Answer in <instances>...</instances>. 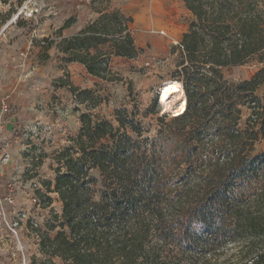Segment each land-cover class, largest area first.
<instances>
[{
  "label": "trees",
  "instance_id": "16d2710c",
  "mask_svg": "<svg viewBox=\"0 0 264 264\" xmlns=\"http://www.w3.org/2000/svg\"><path fill=\"white\" fill-rule=\"evenodd\" d=\"M90 1L98 17L64 37L76 22L67 19L55 37L41 40L44 57L55 45L63 62L82 63L113 82L119 78L112 56L142 53L130 27L134 19L115 0ZM182 1L195 18L179 61L186 112L170 122L159 116L155 137H144L137 106L116 107L115 125L94 112L107 100L101 89L58 79L88 112L81 113L78 134L53 154L54 181L42 180L45 192L36 191L44 207L56 193L62 212L51 209L40 235L43 258L31 264H264V151L254 148L264 136V100L256 95L264 70L245 81L224 74L258 55L264 62L263 0ZM249 100L248 127L233 130L239 105ZM190 136L195 145L185 143ZM30 150L24 153L35 166L48 156ZM177 160L189 166L172 190L164 174Z\"/></svg>",
  "mask_w": 264,
  "mask_h": 264
},
{
  "label": "rangeland",
  "instance_id": "374dc122",
  "mask_svg": "<svg viewBox=\"0 0 264 264\" xmlns=\"http://www.w3.org/2000/svg\"><path fill=\"white\" fill-rule=\"evenodd\" d=\"M85 1L80 0L81 3ZM153 1H114L115 5L128 15L133 16L134 22L130 27L135 37V42L142 49V53L135 59L112 56L111 68L115 77L119 79L113 82L96 79L98 80L97 83L96 81L94 84L93 82L88 83L93 86L91 88L94 90L99 87L101 94L107 99L94 112L105 116L117 125L113 116L116 107H127L131 110L137 106L139 112L136 118L142 122L146 129L144 137L150 138L155 137L157 134L159 127L157 118L159 116L166 114L168 117L166 122H170L177 117L173 114H168L170 111L161 114L163 106L159 95L161 88L172 80L182 83L178 73L181 69L179 61L183 54L179 47L171 41H167L165 39L166 36L158 32L161 28L166 27V25L161 23L163 21L161 19L169 12L170 16L178 15L180 22H189L190 24L195 19L181 0H160L157 6L159 11L157 14L155 13L156 4ZM57 4L58 0H0V23L13 21L15 25H20L29 35L33 34L32 43L43 48L44 45L41 40L55 37V27L63 22V16L60 14ZM261 6L264 9V0ZM143 7L148 9L151 7V9L148 10ZM149 23L153 24L152 27L149 26ZM154 25L157 26L154 27ZM175 40L178 41V38ZM259 58V55L255 56L247 65L239 69L235 67L226 69L224 74L231 82L236 81L234 77L238 74L242 79L250 75L252 77L256 69L262 68L264 70V62H261ZM65 75L67 79H70V74L65 73ZM78 77L81 79V73H78ZM67 90L58 91V95L53 94L52 98L48 99V102L44 103V105H41L42 101L38 103L40 108L41 106H47L49 109L53 107V117H56L57 120L54 119L53 123H42L37 125L34 131L28 130L25 131V134H22L24 137L22 143L25 147H23V144L18 147L24 148L20 151L23 157L22 171L16 175L13 174L14 176L10 178V181L16 186H14V190L18 192V202H16L18 214L10 216L12 222H19L17 227L18 235L12 233L4 221L0 220V264H10L12 261H16L14 264H23L18 238L23 247L27 264H31L34 258H43L39 252L41 232L47 230L46 221L51 216V209L58 213L62 212V203L57 194L51 195L54 199L52 205L44 207L43 201L36 194V191L39 189L45 192L42 180L54 181L55 172L53 168L56 166V162L53 159V154L57 149L67 144L71 136L78 134L81 127V113L88 112L86 106L78 104L74 95L70 90ZM256 95L260 102L264 100V83L259 86ZM258 104L256 100L254 105ZM251 105H253V101L250 100L239 105L242 113L237 124L233 126V130H245L248 127L247 120L253 112ZM155 111H158L157 115L154 114ZM257 129L258 126L255 127V130ZM20 133H23V130ZM195 141L190 136L185 143L190 142L195 145ZM28 143H31L30 146H27ZM28 148L36 156L42 151L47 152L48 156L43 159L42 164L35 166L33 159L31 160L24 153ZM254 148L255 152L264 151V136L259 137ZM162 160H164L162 163L165 165L169 162L165 159ZM179 161H175L171 168L166 166L167 168L165 169V171L169 172L164 175L169 182L168 187L172 190L179 188L182 184L181 178L184 176L182 170H187L189 166L184 161ZM25 164H27L26 167ZM31 174L35 176L31 179L27 178ZM26 178L30 181L26 182ZM19 194H22V197ZM34 197L39 201H34ZM22 214L25 215L22 216ZM19 218L23 219L20 220ZM50 234L54 235L55 232ZM2 245H5V247Z\"/></svg>",
  "mask_w": 264,
  "mask_h": 264
},
{
  "label": "crops",
  "instance_id": "0c3cea01",
  "mask_svg": "<svg viewBox=\"0 0 264 264\" xmlns=\"http://www.w3.org/2000/svg\"><path fill=\"white\" fill-rule=\"evenodd\" d=\"M159 2L160 0L153 1L156 4V14L159 12L157 9ZM57 5L63 16V22L55 27L54 32L61 28L67 19L76 17V22L63 30L64 37L78 33L90 21L98 17V13L92 9L90 0H86L84 3H81L80 0H58ZM169 14L170 12L161 19L163 20L161 23L166 27L161 28L158 32L165 31L167 41L172 42V39L176 38L178 41H182L184 34L188 32L189 22H180L178 15L170 16ZM158 16L157 18H159ZM152 25L149 23L150 27ZM32 38L33 34L29 35L24 28L15 25L13 21L0 23V98L4 99V102L9 106V111L4 112L3 102L0 101V188L3 192L6 191L5 185L11 182L10 178L22 171L23 157L20 151L24 148H18L23 144L22 134L28 130L34 131L36 126L42 123H53L56 119L53 117V107L49 109L47 106H41L40 108L38 103L42 101L41 105H44L48 99L52 98L53 94L58 95V91L70 90L69 86L60 85L58 79H67L64 74H70V79L67 80L81 88H91L93 86L88 83L93 82L94 84L100 79L90 74L82 63L63 62L61 59L63 54L58 51L55 45L48 51L50 57L45 58L44 47L33 44ZM78 73H81V79L78 77ZM21 130L23 133H20ZM30 144L28 143L27 146ZM23 147H25L24 144ZM6 154H8V159L2 161ZM30 159L32 160V158ZM26 166L27 164H25ZM29 181V179L26 180V182ZM19 196L22 197V194ZM16 201L18 202V192H16ZM2 246L5 247V245ZM14 262L12 261L10 264H14Z\"/></svg>",
  "mask_w": 264,
  "mask_h": 264
},
{
  "label": "built area",
  "instance_id": "2783aa9c",
  "mask_svg": "<svg viewBox=\"0 0 264 264\" xmlns=\"http://www.w3.org/2000/svg\"><path fill=\"white\" fill-rule=\"evenodd\" d=\"M161 32V34H163L164 36L167 35V33L165 31H159ZM172 42L180 48V51L181 52H184V48L183 45H182V41H176L175 39H172ZM245 65L243 66H233L235 68H241V67H244ZM232 67V69H233ZM261 69V68H260ZM259 68L255 70V73H257L259 70ZM254 73V74H255ZM251 76V75H250ZM247 77L245 79H242V77L238 75H235L234 77V80L236 81H245V80H249L250 78L252 77ZM0 101L3 102L2 105H3V111L4 112H8L9 111V106L4 102L5 100L0 98ZM162 106V105H161ZM164 112H168V111H164V107L162 106V110H161V114L164 113ZM168 114H173L175 115L173 112H168ZM179 115H182V114H179ZM175 116H178V115H175ZM1 129V128H0ZM8 159V154H6L3 158H2V161H6ZM5 189L6 191H2L1 188H0V220H3L4 223L8 226V228H10L11 232L18 235V231H17V227L19 226V222L18 221H14L12 222L10 220V216L11 215H14V214H18L17 212V208H16V192L14 190V184H12L11 182L6 184L5 185ZM34 201H39L36 197H34ZM25 215V214H22V216ZM20 220H22L23 218H19ZM35 225H37V223H35ZM18 238V237H17ZM18 243L20 244V252L22 253V262L23 264H27L26 262V256L25 254L23 253V247L21 246V242L18 238Z\"/></svg>",
  "mask_w": 264,
  "mask_h": 264
},
{
  "label": "bare ground",
  "instance_id": "6f19581e",
  "mask_svg": "<svg viewBox=\"0 0 264 264\" xmlns=\"http://www.w3.org/2000/svg\"><path fill=\"white\" fill-rule=\"evenodd\" d=\"M160 102L165 111H171L175 115L184 114L187 106V95L181 82L172 80L163 85L160 92Z\"/></svg>",
  "mask_w": 264,
  "mask_h": 264
}]
</instances>
